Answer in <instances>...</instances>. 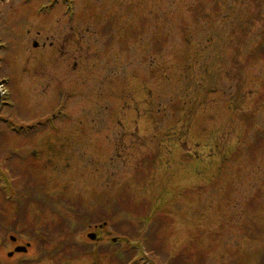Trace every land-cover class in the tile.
<instances>
[{"label": "rangeland", "instance_id": "rangeland-1", "mask_svg": "<svg viewBox=\"0 0 264 264\" xmlns=\"http://www.w3.org/2000/svg\"><path fill=\"white\" fill-rule=\"evenodd\" d=\"M0 31V264H162L148 214L166 256L259 264L264 0H9Z\"/></svg>", "mask_w": 264, "mask_h": 264}, {"label": "trees", "instance_id": "trees-1", "mask_svg": "<svg viewBox=\"0 0 264 264\" xmlns=\"http://www.w3.org/2000/svg\"><path fill=\"white\" fill-rule=\"evenodd\" d=\"M149 215L150 214H148L145 217V219H143V222H146V221L148 222V228L145 231H143L142 229H139V234H140L139 239L142 241V249L146 253H152V254H154L156 256L158 255L160 257L162 256L161 258L164 260L162 264H202L201 255L198 254V257L196 260L187 251H181L174 256H169V254L166 253L167 254V256H166L165 252H164V247L162 245H159V244L155 245V239L157 237L158 232L160 231V229L164 225V220L162 218H158V217L153 218V219L152 218L149 219ZM114 229L116 231H118L119 227L114 225ZM46 235H48L47 232L45 233V237H46ZM43 239L45 240V238H43ZM42 244H43V242H42ZM41 245L39 246V248L41 249V252H42L43 246H41ZM110 250L113 251L111 259L116 264H129V262L132 261V259L134 258L135 254H136L135 248L133 249V251L131 250V254L129 251L120 250L117 247H113ZM41 254H43V253H41ZM163 254H164V256H163ZM258 261H259V264H264V253L260 255ZM131 264H140V263L134 261Z\"/></svg>", "mask_w": 264, "mask_h": 264}, {"label": "flooded vegetation", "instance_id": "flooded-vegetation-1", "mask_svg": "<svg viewBox=\"0 0 264 264\" xmlns=\"http://www.w3.org/2000/svg\"><path fill=\"white\" fill-rule=\"evenodd\" d=\"M8 2H9V0H8ZM24 11V14L22 15V14H19L23 19H26L27 18V14L26 13H28V9H24V10H22V12ZM109 21H111V20H109ZM20 22H22V21H20ZM0 33H1V31H0ZM48 39H49V37H48V35L46 34L45 35V37H44V39H42V43H41V45L39 46L38 45V42L37 41H32V39L30 40L31 41V43H30V47L33 49V48H35V49H38V48H45L46 47V45H49V48L50 49H52L53 47H52V43H47V41H48ZM0 40H1V34H0ZM114 39L113 38H110V37H108V38H106L104 41H102L101 43H100V50H104V52L106 53V52H109V55L110 54H116V53H119L120 51H122V49H123V41L122 40H120V39H116L114 42L116 43V45H118V47L116 48H113L114 49V51L113 50H111V51H109V49H108V45L107 46H105V43L107 42V41H113ZM35 43V44H34ZM98 44V43H97ZM28 46V45H27ZM105 47V48H104ZM103 48V49H102ZM127 54H125L124 56H126ZM111 58L113 57V56H110ZM106 78L107 77H105V80H106ZM125 79H124V77L122 78L121 77V79H120V81H124ZM5 102L4 101H1V104H0V107H1V105L2 104H4ZM0 120H1V115H0ZM42 131H41V135H42ZM35 135L37 134L38 135V131L37 132H35L34 133ZM33 134V135H34ZM44 134V133H43ZM0 135H1V130H0ZM17 147H19V145L17 144ZM17 149V148H16Z\"/></svg>", "mask_w": 264, "mask_h": 264}, {"label": "water", "instance_id": "water-1", "mask_svg": "<svg viewBox=\"0 0 264 264\" xmlns=\"http://www.w3.org/2000/svg\"><path fill=\"white\" fill-rule=\"evenodd\" d=\"M88 237L90 239H94L95 238V234L94 233H89ZM10 239L13 241V240H15V237L11 236ZM14 251L15 252H24V251H26V247L25 246H17V247H15ZM12 254H13V252H9L8 256H11Z\"/></svg>", "mask_w": 264, "mask_h": 264}]
</instances>
